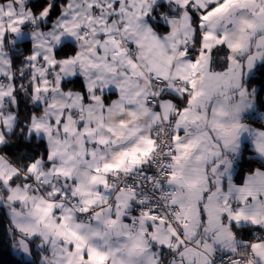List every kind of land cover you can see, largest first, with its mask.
I'll return each mask as SVG.
<instances>
[{
  "label": "snow or ice",
  "instance_id": "6c2138e0",
  "mask_svg": "<svg viewBox=\"0 0 264 264\" xmlns=\"http://www.w3.org/2000/svg\"><path fill=\"white\" fill-rule=\"evenodd\" d=\"M0 246L264 264V0H0Z\"/></svg>",
  "mask_w": 264,
  "mask_h": 264
},
{
  "label": "trees",
  "instance_id": "16d2710c",
  "mask_svg": "<svg viewBox=\"0 0 264 264\" xmlns=\"http://www.w3.org/2000/svg\"><path fill=\"white\" fill-rule=\"evenodd\" d=\"M0 264H22L21 258L0 246Z\"/></svg>",
  "mask_w": 264,
  "mask_h": 264
}]
</instances>
